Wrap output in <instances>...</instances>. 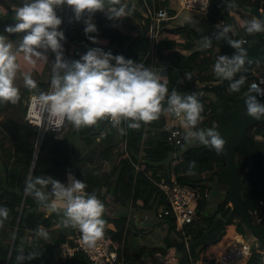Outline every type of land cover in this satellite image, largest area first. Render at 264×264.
<instances>
[{"label":"trees","instance_id":"1","mask_svg":"<svg viewBox=\"0 0 264 264\" xmlns=\"http://www.w3.org/2000/svg\"><path fill=\"white\" fill-rule=\"evenodd\" d=\"M133 1L122 0L129 10L128 15L117 19H108L101 10L92 13L97 31L90 35L108 39L106 44L99 45L85 35L83 17L79 21L70 19L74 16L70 7L63 49L65 57L78 59L88 48L99 46L111 50L113 54H122L126 58L143 62L155 72L160 66L177 68L186 84L182 80L178 84L180 86L168 83L169 91L176 88L182 95L196 94L203 105L201 115L207 116L198 126H211L213 123L216 126H225L227 118L224 111L232 110L238 104L243 105V93L249 86L248 81L252 78V71L258 62L252 65L245 64L244 69L235 74L234 78L245 76V83L239 92H230L229 81L221 80L213 71L212 65L216 59L212 50L203 48L189 54L176 51L179 45L177 35L193 41L186 46L189 50L202 44L200 35L186 26L178 25L163 27L160 39L155 44L153 57L145 56L144 59H140L128 43L131 40H139L145 46L147 55L150 44L148 24L142 11L144 0H135L136 3ZM170 2L171 0H166L162 5L174 15L175 10L170 6ZM240 3L264 8V0H211L208 21L213 25H221L231 17L232 22L235 23L231 15L232 11L242 14L245 20L253 18L251 14L239 8ZM66 9L67 6H64L57 10V14H62L63 19ZM12 14H14L13 8L7 7L5 12L0 8V32H4L5 25L14 23ZM64 28L63 21V31ZM4 34L16 40L23 33L5 32ZM234 37L243 40H263L264 32L248 34L242 26H238ZM72 44L80 48L78 53L70 52ZM31 73L37 81V87L30 89L23 82L18 88L19 99L14 103L15 107L24 110V120L7 124L10 141L0 143V205L8 209V216L0 225V264H16L17 249L21 245L24 247L25 255L33 250L39 253L31 260L25 259L21 264H89L82 252H77L71 258L63 257L60 245L65 241H72L73 236L80 233V230L63 225L62 207L51 211L43 207L31 194L24 192L25 179L30 174L36 146V132L26 123L25 113L30 96L46 92L50 88V79L41 81L38 76H34L35 72ZM223 81L227 82L226 86L223 85ZM198 83L201 85L199 90L192 91V87ZM206 93H213L214 96L209 97ZM161 104L162 111L158 118L148 122L140 121L138 128H130L122 120L119 127L125 129L123 133L119 131V127L113 126L108 117L98 119L93 125L80 128H74L66 121L60 135L54 132L45 134L32 172V176L52 175L63 183H67L69 173L77 179H82L86 184V190L90 193L94 192L103 202L102 218L105 221L103 231L119 245H125L126 264H136L145 253L166 252L174 245V241L167 237L164 246L145 245L144 240L149 243V239L144 236L147 228H134L128 224L129 210L155 212L158 215L159 212L170 207L167 196L158 186V182L176 178L179 183L192 188L218 193L216 183L221 176L226 175L227 165L223 162L222 152L217 153L215 149L199 142L185 140L181 145L169 142L171 126H168L163 111L167 106V94ZM74 138L91 147L80 161L76 159ZM235 159L236 166L246 181L243 202L246 208L244 219L248 225L238 220L230 224H235L237 231L248 236L252 243V253L246 264H264V256L261 252L264 250V123L250 128L235 153ZM192 161H195V164L190 170L189 164ZM136 164H140L141 168L137 169ZM107 165L108 170H106ZM108 171L110 176L107 178ZM50 189L51 185L45 188L46 191ZM226 195L225 203L224 200H220L219 192L214 207L209 204L210 197L201 199L197 207V217L185 226L184 235L176 227L173 216L162 217L164 223L168 225V233L178 235L182 255H184L183 246L186 245L185 236L190 243L203 237L215 226L218 215L229 201L228 194ZM49 199L53 197L50 196ZM113 204L115 208L111 212L110 208ZM254 210L258 211L259 216L253 214ZM257 217H261V220L258 221ZM228 226L209 243L220 241ZM247 226L251 227V231ZM39 227H43L49 233L48 240L36 235V229ZM12 232L16 233L15 239L10 237ZM198 256L199 251L191 250L186 264H193Z\"/></svg>","mask_w":264,"mask_h":264},{"label":"clouds","instance_id":"2","mask_svg":"<svg viewBox=\"0 0 264 264\" xmlns=\"http://www.w3.org/2000/svg\"><path fill=\"white\" fill-rule=\"evenodd\" d=\"M63 6L71 7L74 16L70 19L79 21L83 17L84 33L92 41L97 40L96 36L90 35L97 31L92 13L101 10L112 20L128 15L129 11L122 0H21L14 7V23L5 25L4 32H0V102L15 103L19 99L14 79L20 65L16 62L13 41L4 33H23L19 37L18 48L30 63H35L34 57L48 60L47 50L55 54L51 62L50 90L38 96V102L47 114L48 126L60 128L68 121L74 128H80L108 117L113 126L119 127L123 120L128 127L138 128L140 121L158 118L162 111L161 101L167 94V106L163 111L179 118L185 140L210 146L217 153L224 150L225 139L215 123L198 126L203 119V105L196 94L182 95L176 88L169 91L168 80L162 79L143 62L113 54L99 46L88 48L78 59L66 58L62 43L66 37L58 27L62 17L57 14V9ZM241 26L248 34L264 32V17L246 19ZM216 28L214 37L217 40L223 38L235 51L231 55H218L212 65L213 71L221 80L229 81L230 92H239L246 77H234L249 61L248 49L243 46L245 41L242 38H233L235 33L230 24L216 25ZM212 39V36H203L201 47H212ZM22 75L26 87H37L31 71ZM262 84L264 80L252 82L243 93V107L247 114L258 119L264 117V102L257 98L264 96ZM119 131L123 133L125 129L119 127ZM194 164L195 161L190 162V170ZM69 177L70 183L66 184L52 175L29 174L25 179L24 192L51 211L62 207L63 225L78 228L83 241L92 245L103 235L104 204L94 192L86 190L82 179L71 173ZM48 185H51L50 191L45 190ZM50 196L53 199L50 200ZM7 216V207L0 205V225ZM36 235L45 240L49 237L43 227L36 229ZM10 237L15 239L16 233H10ZM38 254L33 250L25 255L21 245L17 249L16 264L31 260Z\"/></svg>","mask_w":264,"mask_h":264},{"label":"built area","instance_id":"3","mask_svg":"<svg viewBox=\"0 0 264 264\" xmlns=\"http://www.w3.org/2000/svg\"><path fill=\"white\" fill-rule=\"evenodd\" d=\"M166 0H144V7L142 8L144 16L147 18L148 35H149V49L147 57H153L155 51V44L160 39L162 28L166 22L175 18L168 9L162 5ZM180 9L191 10L208 17L210 13L211 0H175ZM259 10L264 15V8ZM253 76L249 79V85L252 82H260L264 80V72L253 69ZM223 85H227L223 81ZM264 87V84L261 85ZM50 90V88H49ZM48 90V91H49ZM39 94H32L29 98L25 113V121L36 132V146L40 148L43 138L47 132H54L60 135L66 121L60 128L48 126L46 113L38 102ZM264 99V96H258ZM209 113V111L207 112ZM179 120V118L175 117ZM202 121V120H201ZM168 140L171 144L181 145L184 143V129L180 125H172ZM137 169L141 168L140 164H136ZM158 186L163 190L169 201L170 207L158 213L159 217L171 215L175 219L176 227L185 234V226L192 223L197 217V207L199 201L204 198L211 197V193L207 190H199L188 185L181 184L176 178L171 180H161ZM261 204L263 201L260 202ZM115 205L110 208L113 212ZM253 214L259 216L258 211L254 210ZM260 221L261 217H257ZM186 245L189 244L188 237L185 236ZM63 257H74L77 252H82L88 259L89 264H126L124 256L125 245H119L112 237H109L104 231L103 235L98 238L94 244L88 245L83 241L81 233H76L72 241H65L60 245ZM252 253V243L248 236L237 232L233 235L229 242L217 254H213L209 259H202L200 256L193 264H246ZM166 264V263H164ZM171 264V263H170Z\"/></svg>","mask_w":264,"mask_h":264},{"label":"crops","instance_id":"4","mask_svg":"<svg viewBox=\"0 0 264 264\" xmlns=\"http://www.w3.org/2000/svg\"><path fill=\"white\" fill-rule=\"evenodd\" d=\"M20 2L21 0H2L0 3V8L3 12H5L7 7H11L14 9L15 5L20 4ZM134 3H136V1ZM170 6L172 7V9L175 10L174 15H172V16H175V18L167 21L165 24L166 27H171L173 25L186 26L188 27V29L193 30L201 37L205 35V33L201 30V25L203 21L207 19L206 17H204L202 14L195 12V11L180 9V7L178 6L175 0H171ZM63 7L58 8L57 10H60ZM234 13H238V12L236 11L231 12V15L235 19V23L232 22L231 17L229 18H231L232 30L235 33L236 27L241 26L245 18L242 15V19H241L239 18L240 13H238L239 15L237 16H235ZM13 15L14 14H12V17ZM59 16L62 17V23L58 27L62 29L63 21L65 25L66 21L68 20L67 9H66V14H65V19H63L62 14H60ZM223 24H227V20ZM176 37L178 38V41H179V45H178V48H176V51H181L184 54H189L192 51L203 49L201 45H198L197 47H194L192 50H189L186 48V46H189L190 44H192L193 41L181 35H177ZM8 38L13 41V44H14L13 51L16 52V62L20 65V68L17 70V74L14 79L15 85L18 88L22 86L23 84L22 73L27 72V71L35 72L34 76H38L41 81H48L51 77V62L54 60L55 54L51 50H47L46 55H47L48 60L34 57L33 59L35 63H30L27 59H25L23 51L18 48L19 38H17L16 40L11 39L10 37ZM98 39L96 40V44L98 45L106 44L108 42V39H104V38L103 39L100 38L101 40H98ZM244 40L249 41L248 39H244ZM128 45H130L131 50L138 56V58L144 59V57L146 56V50H145V46L143 45V43H141L139 40H136V41L131 40L129 41ZM76 48L77 46L75 44H72L70 47V52L71 53L76 52ZM207 49L212 50V54L214 58L216 59V57L220 55L221 44L212 41V47H209ZM156 72L158 75L162 77V79L166 78L168 80V83L170 84L180 86L178 85L180 84V81L181 80L182 82L184 81L183 79L184 77H182V74L177 68H167V67L160 66L156 68ZM183 83L186 84V82H183ZM200 87L201 85L198 83L196 84V86H193L191 90L198 91ZM14 105L15 104L12 102L10 103H7L6 101L0 102V143L3 141H6L5 143L9 142L7 141L8 135H9L6 129L7 124H14V123H18L24 120V110L17 106L15 107ZM165 115L167 118L168 126H172V125L182 126L180 123V120L175 119L173 114L165 112ZM73 142L74 144H76L77 149H79V152L81 153V155L77 154L78 156L76 158L78 161H80L90 151L91 147L84 144L78 138H74ZM225 177L226 175L221 176L220 179H218V182L216 183V186H215L217 188L218 193L220 192V194L223 193V190L226 191L227 193L228 185L226 189L223 187V185L225 184V180L223 178ZM220 200H223L221 199V196H220ZM229 202L230 201H228V203ZM129 211H131L132 215L134 213L133 217H130L128 220L129 226L134 227V228H137V227L147 228V231L144 232V236L146 239H149V243L146 242V240H144L143 242L145 245L164 246L166 243L165 241L166 237L167 239L169 238L173 241L178 239V235L174 233H170V232L168 233V230H169L168 225L164 223L163 218L159 217L157 213L148 212V211H140V210L138 211L135 209H132ZM219 219L220 218L218 217L217 220ZM226 231L227 233H225V235L220 239V241H218L217 243H208L203 248H201V250L199 251V256L202 259L207 260L210 258L211 255L217 254L219 251H221L222 248L225 247V245L229 242L230 238L238 232L235 224H230ZM175 245L176 243L174 242V245L170 248L175 249L177 252V249H176L177 247ZM261 252L263 253V256H264V250H261ZM163 259L161 258V256H158L157 253L151 254L150 252H147L141 256V258L137 261L136 264H164L166 261H162Z\"/></svg>","mask_w":264,"mask_h":264},{"label":"water","instance_id":"5","mask_svg":"<svg viewBox=\"0 0 264 264\" xmlns=\"http://www.w3.org/2000/svg\"><path fill=\"white\" fill-rule=\"evenodd\" d=\"M70 6H67V15L69 12ZM239 8L248 14H254L256 17H264L263 13L259 10V7L248 6L240 3ZM227 24L231 25V18L227 19ZM66 26L65 24L64 34L66 36ZM201 30L205 33L204 36H212V41L221 44V54L231 55L235 49L230 46L226 40L223 38L217 40L214 37V33L217 31L216 26L211 25L207 19H205L201 25ZM234 38V36H233ZM235 39V38H234ZM65 41V40H64ZM64 41H62L64 46ZM245 44L243 45L248 49V57L249 61H246L245 64H254L258 61L264 60V39L263 40H244ZM64 49V47H63ZM80 48H76V52L78 53ZM258 98V97H257ZM261 98H258V100ZM261 102H264L262 99ZM225 116L227 118V123L225 126H216L218 131L225 139L224 150L222 151V159L225 165H227L226 175L229 177V183L227 188L229 203L224 207V209L220 212L219 220L216 221L215 226L208 231L203 237L200 239L190 242L188 245L183 246L184 255L181 259V264H186L189 256V252L191 250L199 251L205 245H207L217 234L221 233L232 221H244L245 225H248L244 219L246 208L244 206V195L243 192L246 188L245 178L240 174L237 166L235 153L246 136L248 129L256 124L264 122V117L255 118L249 114H247L246 109L242 104H238L232 110H226ZM231 143H233L234 153L231 149ZM38 147L35 146V153L33 157V162L30 170V174L32 175L33 169L35 167V163L38 157ZM239 194V196L237 195ZM248 227V226H247ZM248 230L251 231V227H248ZM176 243L177 250H181V242L180 239H176L174 241ZM180 243V244H178Z\"/></svg>","mask_w":264,"mask_h":264},{"label":"rangeland","instance_id":"6","mask_svg":"<svg viewBox=\"0 0 264 264\" xmlns=\"http://www.w3.org/2000/svg\"><path fill=\"white\" fill-rule=\"evenodd\" d=\"M133 2H135V1H133ZM235 14V16H237V15H239L238 13H234ZM250 16H253V17H256L254 14H251ZM239 18H241L242 19V14H240L239 15ZM136 22V21H135ZM134 22V23H135ZM98 39V38H97ZM101 39H103V38H101ZM100 38L98 39V40H101ZM254 69H256V70H258V71H263L264 72V60H261V61H258V63L254 66ZM206 94H208L209 95V97H213L214 95H213V93H206ZM260 101H262V98L261 99H259ZM202 117H203V119L202 120H204V119H206L207 118V116H204V115H202ZM253 127V126H252ZM250 130V128L248 129V131ZM7 141H10L9 140V138H8V140ZM6 141H3V143H5ZM2 143V142H1ZM231 149H232V152L234 153L235 151H234V147H233V143H231ZM74 150H75V154H78V155H81V153L79 152V149H77V146H76V144H74ZM78 155H76V156H78ZM77 165H75V167H76ZM109 166L107 165L106 166V170H108L109 168H108ZM108 174L106 175L107 176V178L110 176V173H109V171L107 172ZM220 179V178H219ZM224 180H225V184L223 185V187L226 189L227 188V185H228V183H229V177L226 175V177L225 178H223ZM66 182L67 183H70V177L68 176V178L66 179ZM66 183V184H67ZM211 193V192H210ZM217 192H215V191H212V193H211V197H210V202H209V204H210V206H213L214 207V205L216 204V199H217ZM238 196H239V194H237ZM221 199H223L224 201L227 199V195H226V191H224L223 190V193L221 194ZM227 201V200H226ZM226 203V202H225ZM133 215H134V213H133ZM133 215H132V213H131V211H129V218L130 217H133ZM226 233H227V231H226ZM178 244H180V243H178ZM168 251H166V252H164V251H152V252H150L151 254H158V256H161V258L163 259L162 261H167V262H165L166 264H181V259H182V257H183V255H182V253H181V251L179 250H177V252L179 253H177L176 252V250L175 249H171V248H169V249H167ZM201 250V249H200ZM199 250V251H200ZM180 255V256H179ZM168 257V259H166ZM179 262V263H178Z\"/></svg>","mask_w":264,"mask_h":264}]
</instances>
